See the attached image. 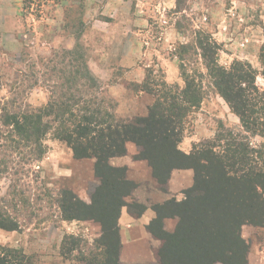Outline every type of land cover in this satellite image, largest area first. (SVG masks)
Returning a JSON list of instances; mask_svg holds the SVG:
<instances>
[{
    "label": "rangeland",
    "instance_id": "obj_1",
    "mask_svg": "<svg viewBox=\"0 0 264 264\" xmlns=\"http://www.w3.org/2000/svg\"><path fill=\"white\" fill-rule=\"evenodd\" d=\"M199 41L217 43L223 67L250 63L264 89V0H0V220L18 227L0 228L3 235H15L0 247L20 251L15 262L103 264L106 253L97 222L65 220L59 208L63 191L91 202L98 185L95 159H76L65 142L48 134L45 154L35 160L29 147L12 139L2 116L47 105L53 88L72 71L74 56L68 51L75 48L84 53L119 118L145 116L154 98L138 86L149 78L183 86V53L189 73H206ZM203 85L204 99L185 124L183 141L191 138L192 149L213 140L222 126L242 131L208 79ZM135 151L129 143L128 155L111 161L115 168L127 167L137 184L129 201L148 208L173 198L182 201L191 184L189 171L176 173L161 190L148 165L134 160ZM176 226L177 219H169L165 230L173 233ZM241 235L249 247L248 264H264V226L247 224ZM150 236L127 237L122 264H155L161 241Z\"/></svg>",
    "mask_w": 264,
    "mask_h": 264
},
{
    "label": "trees",
    "instance_id": "obj_2",
    "mask_svg": "<svg viewBox=\"0 0 264 264\" xmlns=\"http://www.w3.org/2000/svg\"><path fill=\"white\" fill-rule=\"evenodd\" d=\"M198 44L206 73H189L183 53V86L150 78L138 86L154 98L145 116L119 118L84 53L76 48L68 51L74 56L70 75L62 76L63 83L53 88L54 97L47 105L2 116L12 139L18 146L29 147L35 160L43 158L48 134L65 142L76 159H95L98 185L91 202L63 191L59 208L65 220H90L101 226L103 264H122L119 220L123 209L137 218L147 210L129 201L137 189L129 169L111 164L128 155L129 143L137 147L134 160L148 165L161 190L166 191L175 171H193V183L184 190L182 201L173 198L152 206L156 217L147 229L161 241L155 264H248L249 247L242 228L264 226V89L257 85L258 73L250 63L223 67L216 42ZM204 78L239 118L242 131L222 126L223 132L213 140L186 153L180 144L187 118L204 99ZM256 137L262 139L260 144L253 143ZM169 219H177L173 233L165 230ZM0 228L14 231L18 227L0 220ZM17 254L20 251L0 247V264H22L15 262Z\"/></svg>",
    "mask_w": 264,
    "mask_h": 264
},
{
    "label": "crops",
    "instance_id": "obj_3",
    "mask_svg": "<svg viewBox=\"0 0 264 264\" xmlns=\"http://www.w3.org/2000/svg\"><path fill=\"white\" fill-rule=\"evenodd\" d=\"M198 138V137H197ZM192 139L189 138V140H185L183 141V148H181L184 152L189 153L192 150V147L190 145L189 148V144H187V141H189L190 143ZM137 151H135V153H132L133 155L136 154ZM122 159V158H121ZM134 163H136L134 161ZM138 163H145V162H141L139 161ZM126 164V163H125ZM129 164V163H128ZM186 170H179V171H175L172 175V177L175 176L176 173L178 172H185ZM189 171V172H188ZM190 171L192 170H187V174H189L188 176L191 178L190 179V186L193 183V171L190 173ZM182 173V174H183ZM173 178H171V182H172ZM189 186V187H190ZM156 214L154 212V210L152 208H148L147 210L143 213V215L139 218L132 216L131 214H129L127 211H123L119 220V225H120V232H121V239H122V250H121V261L124 262V252L128 247L127 241L129 239H132L133 237H135V235H143V238L148 240L150 236V233L148 232L147 227L149 226V224L155 219ZM129 237V239L127 238ZM127 238V240H126ZM8 240H11V242H13L15 240V235H13V233L9 234V235H3L2 233H0V243H5L8 242ZM136 260H134L133 262H135Z\"/></svg>",
    "mask_w": 264,
    "mask_h": 264
}]
</instances>
